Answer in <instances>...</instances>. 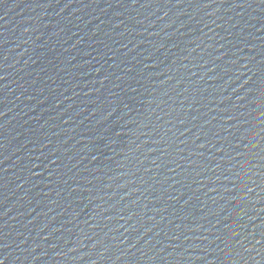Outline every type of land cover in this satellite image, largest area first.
<instances>
[{
    "label": "water",
    "instance_id": "95a60500",
    "mask_svg": "<svg viewBox=\"0 0 264 264\" xmlns=\"http://www.w3.org/2000/svg\"><path fill=\"white\" fill-rule=\"evenodd\" d=\"M264 0H0L4 264H264Z\"/></svg>",
    "mask_w": 264,
    "mask_h": 264
},
{
    "label": "snow or ice",
    "instance_id": "6c2138e0",
    "mask_svg": "<svg viewBox=\"0 0 264 264\" xmlns=\"http://www.w3.org/2000/svg\"><path fill=\"white\" fill-rule=\"evenodd\" d=\"M261 71L264 72V66H261ZM261 95L264 96V92ZM261 115H264V112H261ZM0 264H4L3 260H0Z\"/></svg>",
    "mask_w": 264,
    "mask_h": 264
}]
</instances>
